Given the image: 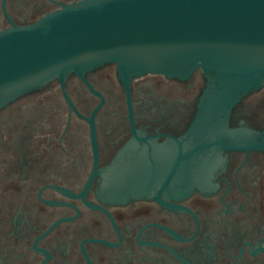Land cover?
Segmentation results:
<instances>
[{
    "label": "flooded vegetation",
    "instance_id": "1",
    "mask_svg": "<svg viewBox=\"0 0 264 264\" xmlns=\"http://www.w3.org/2000/svg\"><path fill=\"white\" fill-rule=\"evenodd\" d=\"M83 1L0 0V34ZM205 84L110 64L5 99L0 264H264V90L199 129Z\"/></svg>",
    "mask_w": 264,
    "mask_h": 264
},
{
    "label": "water",
    "instance_id": "2",
    "mask_svg": "<svg viewBox=\"0 0 264 264\" xmlns=\"http://www.w3.org/2000/svg\"><path fill=\"white\" fill-rule=\"evenodd\" d=\"M120 78L206 81L199 129L264 90V0H85L0 34V107L56 77L106 65ZM251 146L264 152V128Z\"/></svg>",
    "mask_w": 264,
    "mask_h": 264
}]
</instances>
